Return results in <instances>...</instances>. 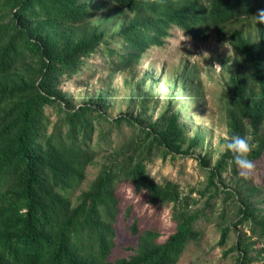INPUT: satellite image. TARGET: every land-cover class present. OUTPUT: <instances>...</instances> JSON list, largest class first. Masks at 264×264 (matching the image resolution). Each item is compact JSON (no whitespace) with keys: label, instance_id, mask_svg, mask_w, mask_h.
<instances>
[{"label":"rangeland","instance_id":"rangeland-1","mask_svg":"<svg viewBox=\"0 0 264 264\" xmlns=\"http://www.w3.org/2000/svg\"><path fill=\"white\" fill-rule=\"evenodd\" d=\"M18 2L0 0V32L17 20ZM72 3L84 15L77 19L38 15L28 22L32 40H45L54 54L68 61L73 53L72 61L81 62L74 72L54 64L55 103L43 107L45 118L55 124L65 112L81 107L105 118L93 121V148L98 155L83 182L65 193L71 206L79 203L80 194L104 165L138 154L135 143L148 133L149 142L159 135L178 151L164 155L166 150L154 144L151 154L133 158L135 164L145 165L148 184L176 188L177 200L168 197L152 204L147 186L136 191L126 180L116 184L120 211L108 262L143 256L177 232L181 215L198 213L192 225L194 237L175 264H240L242 260L264 264V154L244 179L229 164L231 154L221 147L232 134L250 138L253 150L264 138V24L253 17L258 13L210 28L205 41L194 40L172 25L161 47L149 48L128 68H116L118 59L110 58L107 50L123 55L124 35L151 20L136 17L115 0ZM199 3L206 13L213 9L210 0ZM4 42L0 39V52ZM86 45L93 48L89 53L82 52ZM247 51H254L253 59ZM42 62L43 57L27 55L0 78V89L38 91ZM18 101H0V117L18 107ZM119 117L128 122L117 126L113 121ZM171 125L176 128L172 134ZM3 128L4 123L0 131ZM224 158L228 164L210 181L211 170Z\"/></svg>","mask_w":264,"mask_h":264},{"label":"trees","instance_id":"trees-1","mask_svg":"<svg viewBox=\"0 0 264 264\" xmlns=\"http://www.w3.org/2000/svg\"><path fill=\"white\" fill-rule=\"evenodd\" d=\"M115 1L136 17L151 20L134 26L124 35L123 55H113V51L107 50L110 58L118 59L114 62L116 68H128L149 48L161 47L172 25L194 40L205 41L210 28L264 9V0H210L213 6L210 13L203 10L199 0ZM16 8L17 20L8 31L0 32V39L5 41L0 52V78L27 55L43 57L44 65L38 91L0 89L3 103L19 99L18 107L9 108L0 117V124L4 123L0 131V264H175L187 242L194 237L192 225L199 218L198 213L181 215L177 232L165 244L139 258L111 263L108 257L117 237L115 223L120 199L116 184L119 181L130 182L136 191L147 186L152 204L168 197L178 198L176 188L148 184L145 165L140 161L135 164L133 158L151 154L154 144L166 150L164 155H175L178 151L170 143H164L159 135H154L149 142L148 133L147 138L135 143L138 154L104 165L89 188L80 194L79 203L72 207L65 193L74 184L83 182L87 167L98 155L93 148V121L105 118L100 114L94 116L85 107L65 112L55 124L45 118L43 107L55 103L51 83L54 64L74 72L81 62L72 61L73 53L68 61L67 57L54 54L45 40H32L28 22L38 15L77 19L84 13L79 12L72 0H19ZM92 49L86 45L82 52L89 53ZM247 55L253 59L254 51H247ZM121 122L128 121L124 117L113 121L117 126ZM175 131L171 125L169 132ZM263 154L264 138L252 150L250 159L255 163ZM225 161V158L220 160L211 170L210 181L228 164ZM229 161L238 173L232 157ZM187 208L186 205L184 210ZM247 213L250 218L251 212ZM135 229L133 225V233ZM240 264L245 263L242 260Z\"/></svg>","mask_w":264,"mask_h":264},{"label":"clouds","instance_id":"clouds-1","mask_svg":"<svg viewBox=\"0 0 264 264\" xmlns=\"http://www.w3.org/2000/svg\"><path fill=\"white\" fill-rule=\"evenodd\" d=\"M253 17L256 22L264 24V9H258V14ZM221 147L231 154L233 163L238 169V175L247 179L255 169V165L250 159V153L255 145L250 143V138L232 134Z\"/></svg>","mask_w":264,"mask_h":264}]
</instances>
